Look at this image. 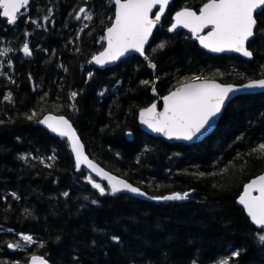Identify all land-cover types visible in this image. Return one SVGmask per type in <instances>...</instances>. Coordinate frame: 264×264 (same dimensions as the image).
<instances>
[{"label": "trees", "instance_id": "1", "mask_svg": "<svg viewBox=\"0 0 264 264\" xmlns=\"http://www.w3.org/2000/svg\"><path fill=\"white\" fill-rule=\"evenodd\" d=\"M204 1L173 0L148 58L133 54L105 69L89 61L104 45L113 0H30L15 25L0 17V50H13L0 56V264H28L34 253L52 264H216L236 249L244 251L231 264H264L261 229L236 203L244 183L264 171V155L254 151L264 143V91L232 99L215 131L195 144L166 142L137 123L141 107L193 75L234 83L264 77V36L249 44L253 58L246 59L210 54L186 31H167L175 10ZM81 7L91 21L75 18ZM257 20L264 29V13ZM25 41L31 56L20 51ZM48 111L67 116L89 155L147 198L101 196L86 177L99 179L76 169L66 138L39 123ZM174 192L190 195L151 199Z\"/></svg>", "mask_w": 264, "mask_h": 264}, {"label": "snow or ice", "instance_id": "2", "mask_svg": "<svg viewBox=\"0 0 264 264\" xmlns=\"http://www.w3.org/2000/svg\"><path fill=\"white\" fill-rule=\"evenodd\" d=\"M170 2L171 0H114V20L111 22V26L106 28L105 35L101 37V40L105 41L107 46L98 55H93L89 62L103 66L117 61L129 52H136L141 56H145L146 45H148L153 30L158 26ZM29 3L30 0H0V17L6 18L8 25H15L19 16L24 14L21 10ZM157 6H159V10L153 13V9ZM48 12L51 15V9ZM82 13L84 14V20L91 21L93 19L92 13L84 7L79 8L75 18L80 20ZM261 13H264V0H206L199 8L198 13L187 6L177 11L173 16L174 22L168 28V31L174 32L178 28H184L205 49L216 53L235 52L251 58L253 53L249 48V44L257 35L264 36V29L259 28L257 20V16ZM44 19L47 20L48 17L46 16ZM30 22L37 23L36 20ZM84 27L86 28L88 25L85 24ZM205 30L207 31L205 32ZM81 31H83V28ZM25 35H28V33H25ZM165 46L166 42H161L157 45V48L163 49ZM11 51L13 50L10 48H4L0 50V56H4ZM20 51L25 56L32 55L27 41H25ZM8 63L10 66L11 61L9 60ZM149 67L155 69L156 65L150 62ZM91 75L92 73H89V77ZM141 83L149 84L150 82L141 81ZM253 89H264V78L250 80L240 88H234L231 85L218 84L214 79L193 75L181 82L167 96L162 97L164 104L162 112H157L155 103L150 107L141 109L139 113L140 123L169 139L175 138L185 141L199 139L208 132L213 125L214 118L222 112L235 94ZM153 92H155L154 82ZM77 95V92L70 93V99L74 100ZM4 99L11 102V94H7ZM35 115L36 113H33L28 118L32 119ZM39 123L46 125L60 137L67 138L71 151L75 155V164L78 171L82 165H86L97 176L108 181V188L106 189L91 177H86L88 183L91 184L92 188L98 190L101 196L115 195L122 191L140 196L146 195L140 188L105 172L89 160L72 124L64 116H46ZM128 134L131 135V133ZM254 151L264 155V143H261L258 149ZM20 158L25 159L24 156ZM48 159L54 160L55 156H50ZM41 163H44V161L41 160ZM45 166L50 167L51 165L46 164ZM253 192L258 193V195H253ZM63 195L67 197L69 193L65 192ZM189 195L188 192H174L170 195L151 197V199L182 201L188 199ZM85 199L88 198L85 197ZM238 202L243 205L252 223L261 229L258 234V241L264 244V175L253 179L244 186L243 194L239 197ZM91 203L97 204L98 201L92 200ZM21 238L26 244L34 242L31 235H22ZM111 240L120 243L119 236L113 235ZM93 243L95 242L93 241ZM8 247L14 248L17 245L10 243ZM243 251V249L233 250L230 257L221 258L216 264H231V261L238 259ZM31 264H48V261L41 256L33 255ZM192 264H200V262L194 259Z\"/></svg>", "mask_w": 264, "mask_h": 264}, {"label": "water", "instance_id": "3", "mask_svg": "<svg viewBox=\"0 0 264 264\" xmlns=\"http://www.w3.org/2000/svg\"><path fill=\"white\" fill-rule=\"evenodd\" d=\"M172 1H173V0H171L170 3H172ZM205 2H206V1H205ZM205 2H204V3H205ZM113 4H114V0H113ZM201 6H202V5H201ZM201 6H200V7H201ZM184 7H185V6H184ZM184 7H181V8H179V9L175 10V11L172 13V22L168 25V27H167V31H168V28L171 26V24L174 22V21H173V16L175 15V13H176L177 11H180V10H181L182 8H184ZM187 7H188V6H187ZM200 7H199V8H200ZM189 8H191V9L194 10V11H196L197 13L199 12V9H194V8H192V7H189ZM167 9H168V7H167ZM167 9H166V11H167ZM22 10H23V9H22ZM22 10H21V11H22ZM158 10H159V6H157L156 8L153 9V13H155V12L158 11ZM165 13H166V12H165ZM114 14H115V4H114ZM164 15H165V14H164ZM163 17H164V16H163ZM163 17H162V19H163ZM1 18H2V19H6V18H3V17H1ZM162 19H161V21L159 22V24H158L157 27H159V26L161 25V23H162ZM113 20H114V17H113L112 21H113ZM112 21H111V22H112ZM110 26H111V23H110V25H109L108 27H110ZM157 27H156V28H157ZM156 28L153 30V33H154V31L156 30ZM178 29H184V28H178ZM176 30H177V29H176ZM184 30L188 31L187 29H184ZM206 31H207V30H205V32H206ZM105 32H106V29L104 30V35H105ZM168 32H169V31H168ZM188 32H189V31H188ZM169 33H173V32H169ZM202 34H205V33H202ZM152 36H153V35H152ZM152 36H151L150 39H149V43H148V45L150 44V41H151V39H152ZM191 36H192V35H191ZM192 38H193V37H192ZM193 39H194V38H193ZM196 42H197L199 48H201L202 50H204V51H206V52H208V53H210V54H221V53L231 54V53H235V52H227V51H226V52H220V53L212 52V51H210L209 49H205V48H203V47L199 44V41L196 40ZM148 45H146V48H147ZM106 46H107V45H106V42L104 41V46H103L99 51H97L96 53H94V55H98L100 52H102V51L104 50V48H105ZM133 54H135V55H139L140 57H142V58H144V59H146V57H147V55H146V51H145V56H141L140 54H138V53H136V52H129V53L125 54V56H123V57H121L120 59H118L117 61H114V62H111V63L105 64V65H103V66H101V65H97V64H95V63L93 62V65H94L96 68H98V69H105L106 67H111V66H113V65H116L120 60H122V59H124V58H126V57H128V56H130V55H133ZM235 54H238V55H240L241 57L246 58V59H252V58H253V56H252L251 58H248V57H244V56H242V55L239 54V53H235ZM92 56H93V55H92ZM91 58H92V57H91ZM147 58H148V57H147ZM202 78H203V77H202ZM207 78H209V79H214V81H215L216 83L221 84V85H223V86L231 85V86H233L234 88H240L242 85L248 83L250 80H258V79H262V78H264V77L248 79V80H246V81H244V82H241V83L222 82V81H220V80H218V79H215V78H210V77H207ZM179 85H180V83L177 84V85H176L174 88H172L170 91H174V90L176 89V87H178ZM170 91H168V92L165 93L164 95L158 96V97H157L156 99H154L150 104H148L147 106L141 107V108L138 110V112H137V123H138V126H139V128H140L141 131H143V132H145V133H147V134H149V135H152V136H154V137L162 138V139H164L166 142H170V143L178 142V143H184V144H187V145L198 143V142L204 140L207 136H209L210 134H212V133L215 131V129L217 128L218 122H219V120H220V118H221V116H222V114H223V111H224V109H225V107H226L227 105L223 108L222 112H221L216 118H214L213 125H212V127L208 130V132L205 133V135L201 136L199 139H194V140H192V141L179 140V139H175V138L169 139L168 137L164 136V135L161 134V133L153 132L151 129L147 128L146 125H142V124L140 123V117H139V113H140L141 109H144V108L150 107L153 103H155V104L157 105V112H162V111H163V108H164V104H163V99H162V97L167 96V95L170 93ZM262 91H264V89H253V90L241 91V92L235 94L234 97H233V99H234L236 96L241 95V94L258 93V92H262ZM153 93H154V92H153ZM227 104H228V103H227ZM46 116H53V117L64 116L65 119L69 120V122L71 123L70 119H69L67 116H65V115H60V114H56V113L51 112V111L46 112V113L41 117V120L44 119V117H46ZM71 124H72V123H71ZM42 125L45 127L46 130H48V131L51 132V133H54V132H52V131H51L46 125H44V124H42ZM72 127H73V129L75 130V132H76V134H77V136H78V138H79L81 144L83 145V147H84V153H85V155L88 157L89 160H91L93 163L97 164V165H98L100 168H102L105 172H108L109 174H111V175H113V176H116V177L119 178V179L126 180L128 183L132 184L134 187H138V188H140L139 186H137V185L134 184L133 182L129 181L127 178H125V177H123V176H120V175H118V174H115V173L111 172V171L108 170L105 166H103L100 162H98L96 159H94L93 157H91V156L89 155V153L87 152V149H86L85 143H84L83 139L81 138V136L79 135V133H78L76 127H75L73 124H72ZM128 133H131V132H128ZM54 134H57V133H54ZM127 136H128L129 138H131V137H132V133H131V135L127 134ZM66 140H67V138H66ZM67 142H68V141H67ZM68 143H69V142H68ZM69 146H70V144H69ZM71 152H72V151H71ZM72 156H73V159H74V161H75V155H74L73 152H72ZM81 167H84L86 170H88L93 176L97 177L98 179H101V180H103V181L108 182L107 180L103 179L102 177L97 176L96 173L93 172L91 169H88L86 165H82ZM261 175H264V171H262V172L258 173L257 175L251 177L248 181H246V182L244 183V185H243V189H242V191L240 192V194L238 195V197H237V199H236V203H237L240 207H242L243 209H244L243 205H241V204L238 202V200H239V197L243 194L244 186H245L246 184L250 183L253 179H255V178H257V177H259V176H261ZM141 191H143V190H141ZM122 192H127V191H122ZM143 192H145V191H143ZM128 193H130V192H128ZM131 194H133V193H131ZM134 195H137V194H134ZM253 195H258V193L253 192ZM137 196H139V197H141V198H143V199H146V198H147V195H145V196L137 195ZM244 212H245L246 215H247V212H246L245 209H244ZM247 216H248V215H247ZM248 217H249V216H248ZM249 219H250V217H249ZM250 220H251V219H250ZM255 226H256V225H255ZM256 227H257V226H256ZM33 255L41 256V257H43L44 259H46V260L48 261V264H52V263H51L46 257H44V256L41 255V254H32V255L29 257V259H28V264H31V257H32Z\"/></svg>", "mask_w": 264, "mask_h": 264}, {"label": "rangeland", "instance_id": "4", "mask_svg": "<svg viewBox=\"0 0 264 264\" xmlns=\"http://www.w3.org/2000/svg\"><path fill=\"white\" fill-rule=\"evenodd\" d=\"M97 183H100V184H101V182H99V181H98ZM101 185H102V184H101ZM102 186H103V185H102Z\"/></svg>", "mask_w": 264, "mask_h": 264}]
</instances>
